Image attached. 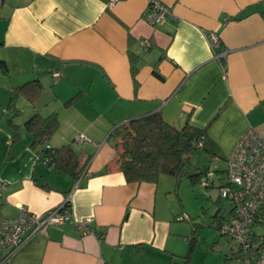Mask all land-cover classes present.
Returning <instances> with one entry per match:
<instances>
[{"label":"crops","instance_id":"crops-1","mask_svg":"<svg viewBox=\"0 0 264 264\" xmlns=\"http://www.w3.org/2000/svg\"><path fill=\"white\" fill-rule=\"evenodd\" d=\"M160 1L172 14L152 26L144 20L147 0H2L0 213L14 217L24 205L41 214L68 201L72 218L34 234L0 264H130L139 257L192 263L196 231L174 177L126 181L110 133L154 112L176 127L186 121L206 127L202 148L224 167L204 168L223 173L247 128L264 137V0ZM210 33L220 41L215 51ZM142 38L149 47H140ZM36 77L38 99L18 94L10 108L14 89ZM35 113L57 114L58 128L43 144L32 143L24 126ZM78 134L90 142H77ZM66 144L83 165L76 176L42 156ZM214 216L219 222L222 211ZM80 220L88 231L78 230ZM224 247L227 264L242 261L219 232L212 249Z\"/></svg>","mask_w":264,"mask_h":264},{"label":"built area","instance_id":"built-area-1","mask_svg":"<svg viewBox=\"0 0 264 264\" xmlns=\"http://www.w3.org/2000/svg\"><path fill=\"white\" fill-rule=\"evenodd\" d=\"M119 0H108L111 5ZM0 0V9H1ZM172 14L171 8L160 0H147L144 20L152 26L162 24ZM208 39L215 51L220 41L215 33ZM141 48L150 46L148 39H140ZM219 57L225 51L217 52ZM58 76V73H55ZM77 142L90 139L84 134L75 137ZM202 142H198L201 146ZM49 147V146H47ZM216 160V157H212ZM224 177L218 185L219 198L227 204V213L216 227L233 244V252L244 264H264V234H255L253 227L264 221V137L252 127L247 128L236 141L230 155L225 160ZM216 177L214 170L207 169L199 178V183L207 187ZM4 183L0 181V193ZM72 218L70 206L65 202L41 214L19 205L14 217L0 213V263L9 258L18 248L36 233H46L49 227L58 226ZM187 218V215H184ZM80 231H88L84 220L76 223Z\"/></svg>","mask_w":264,"mask_h":264},{"label":"trees","instance_id":"trees-1","mask_svg":"<svg viewBox=\"0 0 264 264\" xmlns=\"http://www.w3.org/2000/svg\"><path fill=\"white\" fill-rule=\"evenodd\" d=\"M0 70L3 73L7 71L3 60H0ZM154 73L160 76L157 71ZM41 89L42 84L38 77L16 87L10 100V108L18 94L34 103ZM24 126L32 135V143L43 144L58 128L57 114L43 117L35 113L24 122ZM110 136L115 139L114 162L128 182H156L162 174L170 175L177 181L187 174L192 181H199L200 176L207 170L200 168L197 171L198 168L190 162L193 151L203 147L206 127L194 125L189 121L181 127H176L164 120L159 112H154L115 126ZM200 141L202 144L198 146ZM42 156L54 168L74 176L83 168L71 144L54 149L45 148ZM65 206H69L68 201ZM193 247L191 243L186 257H190Z\"/></svg>","mask_w":264,"mask_h":264},{"label":"rangeland","instance_id":"rangeland-1","mask_svg":"<svg viewBox=\"0 0 264 264\" xmlns=\"http://www.w3.org/2000/svg\"><path fill=\"white\" fill-rule=\"evenodd\" d=\"M210 155V152L205 148H196L190 156V162L198 168L197 171L200 168L211 165L222 169L224 167L223 161L220 160L215 163L211 161ZM195 169H193V171ZM223 177L224 173L222 172L216 175L213 186L209 187H203L198 181H192L187 174L182 175L178 181L174 178L176 188L178 189V191H176L178 193V201L181 204V208L190 216L191 221L194 222L193 227L196 231V233H193V236L197 239V243L194 241L196 248L192 256L191 264H227L224 258L226 247L223 249L221 248V251L212 249V244L217 241L219 236V232L215 228L216 220L214 212L219 208V211H222V216L226 215L225 207L227 204L224 200L219 198L218 190V185ZM187 225L188 229H190V224ZM253 229L258 233L264 231V228L260 226H254ZM187 234L192 237L190 230H188ZM228 263L243 264L242 261L232 259H229ZM130 264L160 263L159 261L149 260L146 257H139L137 259H132Z\"/></svg>","mask_w":264,"mask_h":264}]
</instances>
